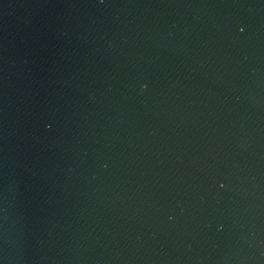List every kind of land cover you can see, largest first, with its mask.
Segmentation results:
<instances>
[{
    "label": "water",
    "instance_id": "1",
    "mask_svg": "<svg viewBox=\"0 0 264 264\" xmlns=\"http://www.w3.org/2000/svg\"><path fill=\"white\" fill-rule=\"evenodd\" d=\"M0 264H264V0H0Z\"/></svg>",
    "mask_w": 264,
    "mask_h": 264
}]
</instances>
